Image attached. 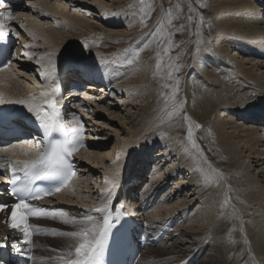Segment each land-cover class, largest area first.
Returning a JSON list of instances; mask_svg holds the SVG:
<instances>
[{
    "label": "bare ground",
    "instance_id": "bare-ground-1",
    "mask_svg": "<svg viewBox=\"0 0 264 264\" xmlns=\"http://www.w3.org/2000/svg\"><path fill=\"white\" fill-rule=\"evenodd\" d=\"M219 3L222 9L215 21L218 22V29H220L217 38H220L223 43H218V40L215 39V46L218 50L215 47L208 48L204 43H201L203 48L194 54L192 70H194L195 76L200 79V85L204 86V90H206L201 99L197 98L195 108L205 114L208 121L213 122V128L209 132L212 130L215 132L216 143L222 146L226 153V157L222 161L214 160L211 157H208V160L223 175L222 184L226 182L228 198L234 207L224 204L223 185L215 187L216 182L203 181L204 175L200 169H193L195 165L190 157L185 158L186 147L183 144L163 142L158 155L155 156H149L148 152L145 151L147 148L144 147V155L132 156L131 163H125L126 157L132 158L130 157L131 152H133L132 146L137 145L138 140L131 143V135L121 136V140L111 147L109 146L108 149L104 147V143L98 142L104 139L105 135L99 136L101 132L99 122H97L98 118L96 119L94 116L102 111L108 112V115L114 113L110 108L112 107L111 102L106 101L105 103L103 101L108 96L113 95L109 91L112 89V85L116 87V93H126L127 95V99L121 98L119 103L128 104L127 100L136 98L140 87L146 84L149 76V73L144 69L132 70L130 74L127 70L126 73L124 70L126 68L120 67L122 69L118 70L111 63L106 62L109 59H105L106 63L97 61L98 56H94V58L90 55L91 53H88L90 58L86 57V60L80 62L68 60L60 63L61 56L65 53L63 49H66V42L72 36L70 33L83 34L86 31L84 27L90 25L89 20L91 19L86 17L88 14L86 16V13L81 14L82 11L80 12L79 9L86 7L90 13H96L101 7H107L104 2L100 0H28L18 5H12L14 19L3 21L10 24L11 28L18 33L17 38L19 39L14 50L15 59L12 66L0 71V93L4 95L6 100L15 101L27 99L31 94L38 95L48 86H53L57 80L64 81L66 91L71 88V83L75 84L74 86L87 85L83 89L82 95L73 92L66 97L70 101L69 103L81 107L86 121L92 119V123L86 122L88 141L86 147L78 155L77 175L61 193L46 200L47 204H51L55 209L66 210L70 216L79 218L86 214L97 215L86 210L100 205L103 199L100 194L101 190L107 189L104 193L105 196L108 195V192L111 193V203L127 202L128 211L142 224L145 234L149 236L147 244L141 251L143 253L136 264H184L185 262L192 264L196 260H200L198 264H227L231 250H233L232 245L226 244L229 238L227 232L231 228L228 219L231 216L235 217L236 220L234 226H237L245 235L246 240L243 249L248 250L250 254L246 258L247 262L251 260L249 257H252L257 264H264V102L259 101L260 99L264 100V61L251 63L246 60L250 55L252 57H264V0H238V2L221 0ZM30 5L34 7H30ZM6 9L7 6L0 5V11ZM228 15L237 16L235 22H232ZM20 25H24V27L21 28ZM114 31L111 32L114 33ZM28 32L32 33L31 37ZM109 33L110 31H108ZM114 34L112 37H117L123 33L119 31ZM26 44L34 47L25 49L24 45ZM246 44L247 47H244L243 45ZM236 49L242 53L244 61L239 60V56L233 52ZM22 51H27L28 56L33 57V59H29L27 56L21 57ZM47 52L54 54L55 73L51 79L45 80L36 75L44 68L36 64L35 58ZM219 54H226L229 61H233L232 64H235L232 66L240 76L239 85L225 83L221 78L220 73L222 72L215 69L219 66L215 63L221 62ZM27 70L32 73L27 74ZM222 71L226 73L225 70ZM116 72L118 76H122L120 81L116 79L117 77L114 78ZM127 74L129 75L126 76ZM20 77H23L24 80L21 81ZM26 80L29 83H26ZM113 80L118 82L114 81L111 84ZM232 91L234 95H232ZM195 92L186 94V102H189L193 96L200 98L199 93ZM139 97L141 98V96ZM16 106L27 110L23 105L16 104ZM128 107L127 109L130 108ZM254 107L258 108L260 112H250L254 115L250 117L247 113L249 109H254ZM116 108L117 106L113 107V109ZM88 114H90L89 119H87ZM188 115L194 122L195 117L191 110ZM239 116L240 119L236 120L235 118ZM111 118L113 119L112 116ZM123 118L126 117L118 116L120 124H122L119 126L120 128L124 127L125 133L135 125L124 126ZM100 123V125L106 126L104 121ZM137 126L133 128L136 133ZM112 130L117 138L118 129ZM156 132L158 131H154V133ZM101 134L103 135V133ZM133 136H135L134 133ZM170 138L173 137L170 136ZM93 139L97 142H94ZM37 144L35 140L17 142L15 145L0 148V153L5 160L31 159L37 153L39 148ZM138 150L140 152L139 148ZM26 152L28 155H25ZM204 153L208 156L206 151ZM159 157L161 158L158 162ZM173 157L175 161L170 163L167 169L164 168L158 172L160 166L166 165ZM151 158L157 163L153 165L156 174L150 177V183L139 191L140 185L137 182L143 181L142 178L145 176L143 172ZM96 167L101 168V171H98L100 176H97ZM88 171L91 172L92 178H88L90 174ZM185 172L187 179L181 178L179 181L171 179L178 175L181 177ZM114 173H118L115 186L106 185V179L110 180ZM171 180L173 185L169 190L165 189L167 182ZM90 184L94 185L93 190ZM173 187L178 189L177 193L184 192L188 197L184 196V198L173 203L172 198L176 194ZM161 190H163L161 197L159 196V200L153 202V198ZM196 201L199 202L195 209L188 214L187 208ZM77 203L80 209L72 211L69 207ZM233 209L236 210L235 215H233ZM43 218L31 219L32 225L39 226L40 230L36 232H43L45 224L59 227L60 230H76L74 225L64 224L58 220L38 223ZM183 222L187 224L184 223L186 225L182 228L181 223ZM170 227L174 228L171 232L167 231ZM3 237H8L7 242L14 244L16 232L7 229L6 225L0 223V238ZM70 240L74 246L76 241L73 238ZM210 240V246L205 253ZM17 245H21V243ZM48 246V243L36 242L37 251L32 254V260L44 262L48 254L56 257L68 251L59 248L51 252L52 250L49 251ZM12 249L9 245L7 246L8 252H11ZM244 254H246L245 251ZM145 255L150 258L147 262L143 261ZM241 257L242 255L239 256V258ZM237 264H239L238 261Z\"/></svg>",
    "mask_w": 264,
    "mask_h": 264
},
{
    "label": "rangeland",
    "instance_id": "rangeland-1",
    "mask_svg": "<svg viewBox=\"0 0 264 264\" xmlns=\"http://www.w3.org/2000/svg\"><path fill=\"white\" fill-rule=\"evenodd\" d=\"M26 1L28 0H23L19 2L18 4L24 3ZM84 1H88V0H84ZM100 1L104 2L105 6L107 7L106 8L101 7V9L97 10L96 13L95 12L90 13V11H87L88 9L86 7H83V9L81 8L79 9L80 12L82 11L81 14L86 13L85 16L88 14L86 17L91 19L89 20L90 25L84 27L86 31L83 34L70 33L72 36L69 37L70 39L68 38V41L66 42V45H65L66 49H63L65 53L62 54L60 63H62L63 61H68V60H72V61L76 60L77 62H80L82 60H86L87 58H90L88 53H91L90 55H92L93 57L98 56L97 61L100 60V61L105 62L107 59H109L110 62L109 60H107L106 62L108 64L111 63V65H113V67L117 68L118 70L122 68L123 69L126 68L124 70L129 71L128 73L130 74L132 70H137V69L143 70L144 69V71L146 70V72L149 73V76H148L146 84L140 87V91H138L137 95L135 96L136 98L141 96V98L139 97L137 99L135 98V99L127 100L129 105L127 103L125 104L119 103L120 102L119 99L121 98L127 99L126 97L127 95L126 93L125 94L116 93L117 89L114 85H112V89H110L109 91L113 93V95L108 96L103 101H105V103L106 101L111 102L112 107L110 108L113 111L112 110H108V111L110 112L112 111V113L113 112L114 113L108 115V112L102 111L100 112V114L94 116L96 119L98 118L97 122H99L98 123L99 130H101V132L99 133V136L101 137L105 135V138L99 140L98 142L104 143L105 145L104 147L108 149L112 145H114L116 142L118 143V141L121 140L120 139L121 136H128L129 134V136L131 135L130 137L131 143L134 140L135 141L138 140L136 142L138 144L134 146L135 148L132 146L133 152H131L130 157L132 156L139 157V156L144 155L143 153L145 152L143 151L145 150V148H147L145 151L148 152L149 156L158 155V152L160 151L163 145V142H170V143L177 142L187 147V140H186L187 126H186L185 121L183 120V117L184 115L189 116L188 112H190L191 110V113H193V116L195 117L193 121L195 123H199L202 126L198 130L194 129V134L197 140V144L199 145L200 149L203 148L202 150L208 153V156L203 152V158H200L196 154L195 150L189 148L188 152L185 151L186 152L185 158L190 157V159H192L191 161L196 166V167L195 166L193 167L194 170L195 168H197L198 170L203 168L204 172L200 171L203 173V175H205V173L214 174L212 172L213 169L219 172L220 170H218V168L214 167V165H212L209 162L208 157H211L212 159L217 160V161H222L223 158L226 157V153L223 147L219 146L216 143L217 137H215V132H213V130L209 132L213 128V122L208 121L207 117H205V114H202V112H200L198 108L197 109L195 108L196 100L201 99L206 93V90H204L205 89L204 86L202 87V85H200L201 83L200 79L195 76L196 74L194 73V70H192V60H193L194 54L197 53L196 51L197 47H199L200 50L203 48L202 47L203 44L197 45V40H201L202 43H204L208 48L215 47L216 50H218V48L217 46H215L216 45L215 39L218 40L217 41L218 43H223L220 41V38L219 39L217 38L220 32V29H218V25H219L218 22L215 21L220 10L222 9L219 3V1L221 0H143V3H141V0H100ZM235 1L238 2V0H235ZM149 8L151 9L150 15L148 16L146 23L141 24L143 10H146ZM169 14L172 20L171 25H168L166 23L169 18ZM200 15H203L206 23L200 24V21H199ZM228 16L230 17L232 22H235L237 16L236 17H233L231 15H228ZM189 17H191V20L189 19ZM162 24L164 25V28H165V33L162 34L164 38L163 44L160 45V48L157 47L156 43H152L149 45V47L144 48V45L149 43L150 40H152V36L149 35V33L154 32L157 29V27L161 26ZM198 25L200 28L199 33L197 32ZM115 29L117 32L114 31ZM112 30L114 31V33H118L120 31L123 34L119 36L116 35L117 37H112L115 35L113 32H111ZM108 31H110L109 34H108ZM169 31L173 33L172 41H171L173 47L169 50L166 56H163V60L161 61V71L157 72L156 70L157 52L161 51L162 53L163 47L167 46V43H168L167 32ZM125 35L126 37H124ZM109 36L111 37V39ZM18 42H19V39H15L13 51L16 49V45ZM85 45H87L86 48H85ZM243 46L247 47V44ZM141 49H143V51H140ZM138 51H140L139 60L134 62L132 65L127 64L126 62L127 59H131L133 55ZM233 52H236V55L239 56L238 58L239 60L244 61L242 59L243 55L242 53L239 52V49H236V51L233 50ZM169 57H171L172 59L170 60ZM219 58L221 59V62L215 63L219 65L215 69L222 72L220 74H221V78L223 79V81L227 84L236 83L237 85H239L241 79L238 73H236L234 66H232V65H235V64H232L233 61H229V57L227 58L226 54L225 55L219 54ZM246 60H248L251 63H260L264 61V57H259V56L252 57L250 55L249 58ZM171 63H175L180 66V71L175 73L174 75L180 81L179 83L180 91L178 93L177 99L184 101V107L177 117H174L171 121H166L164 123H161V120L164 119V112H163L164 96L162 95V93H169L171 90L170 88H165L164 85L165 84L171 85L175 83V81L167 79V73L169 71V68L167 66ZM33 68H35V65H33ZM222 70H225L226 73H224ZM26 72L27 74L32 73L30 70H27ZM86 73L89 74V72H86ZM129 74H127L126 76H128ZM20 78L22 79L21 81L24 80L23 77H20ZM114 78L120 81L122 79V76H118V73L116 72V74L114 75ZM117 80H113L111 84H113L114 81L118 82ZM27 81L28 80H26V83H29ZM146 86L148 89L146 88ZM84 88L85 87H82V89ZM144 88L146 89L143 90ZM188 91L190 92V94L193 91L198 92L199 95L198 93L197 95L200 96V98L199 97L195 98V96H193L189 100V102H186L185 97H186V94L189 93ZM142 93H143V96H142ZM231 93L232 95H234L233 91ZM136 100H137V103H136ZM261 100L264 102L263 99H260L259 101L262 102ZM116 106L117 108L113 109V107H116ZM127 106H129L130 108L128 107L129 109H127ZM250 112L259 113L260 111L258 110V108H255V107L254 109H249L247 115H250V117H252L254 115L250 114ZM111 116L113 117V119L111 118ZM118 116L126 117L125 119L123 118L124 120L122 119L124 121L123 122L124 126H129L131 124L130 126L135 125L134 127H136L138 125L137 126L138 128H136L138 129L137 130L138 134L134 132V129H133L134 127H132L130 131L128 130L127 132L124 133V127L120 128L119 126L122 124H120V120L118 119ZM89 118H90V114H88L87 119ZM90 119L89 121H87L88 123H92V119L91 120ZM235 119L239 120L240 116ZM103 121H104V124H106V126L100 125L101 124L100 122H103ZM132 122L134 123L132 124ZM114 128L118 129L119 138L118 137L116 138V135L114 134V131L112 130ZM131 130L133 131L135 136H133V133ZM153 130L158 131L156 132L158 134L154 133ZM101 133H103V135ZM170 136L173 137L174 139L176 137V139L174 140L173 138H170ZM94 142H97V141L94 140ZM138 148L140 149V152H138L139 151ZM133 157L132 158L126 157L125 163H131ZM160 158L161 157L158 158V162L160 161ZM173 159L174 157L170 158V160L167 162L166 165L160 166L161 168L159 169L158 172L162 171L164 168L167 169L170 163H173L175 161V159L174 160ZM156 164L157 163L152 161V158L149 159V164L145 167V171L143 172V174H145V176L142 178L143 181L141 183L137 182L140 185L139 191H141L145 187V185H148L150 183V177L156 174L155 173L156 169H153V165H156ZM90 165L92 166V163ZM150 170H152L151 173H150ZM98 171H101L100 167L97 168V176H100V172ZM88 172L90 173L89 174L90 177L88 176V178H92L91 172L90 171ZM186 176H187V173L185 172L183 173L181 177H179L178 175L176 177H172L171 179L173 181L174 180L179 181L181 178L187 179ZM172 180L167 182L166 184L167 187L166 186L164 187L165 189L169 190L171 188V186L173 185ZM203 181H205V179H203ZM222 182H223L222 180L219 181L218 183L216 182L215 187H218L219 185H223V188H224L223 200H225L226 198H228V192L226 189L227 185L225 181H224L225 182L224 184H222ZM91 187H92L91 189L93 190L94 185L92 184ZM162 191L163 190H161V192L159 191V193L155 195V197L153 198V202L159 200V198L161 197V193H163ZM174 191L176 194L172 198L173 203H175V201L177 202L180 199L184 198V196H187L184 194V192L177 193L176 192L178 191L177 188H174ZM95 192H96V189H95ZM175 197L177 200L175 199ZM198 202L199 201H196L194 204H192L191 206L187 208L188 214L192 213V211L195 209V206L197 205ZM77 205L78 203L73 206H70L69 208H71L72 211L76 209H80L78 208ZM228 205L234 207V205H232L231 203H229ZM231 217H229L228 219L229 220L228 222L231 223V228L227 232V235L229 236V238L226 244L232 245L233 250H231L230 257L228 258L229 262L227 264H230V263L237 264V261L239 262V264H257L252 257H249L251 258V260L247 262L246 258L250 254L248 253V250L246 251V249H243L244 243H245L244 241L246 240L244 238L245 235H243L244 233L241 230H239L237 226H234V224L236 223V220H235V217H232V218ZM48 221H54V220L51 218L44 217L43 219L39 220L38 223H44ZM184 223L186 222L181 223L182 228L184 225L187 224V223L186 224ZM172 229L174 228L170 227L169 230L167 231L171 232ZM53 230H56V234H53ZM64 231L66 230H60L59 227H54L49 224H45V226H43V232L34 231L35 233L34 249L35 250H33V253L37 251L36 242L48 243L49 244L48 249L49 251L52 250L51 252H54L56 249H59V248L69 250V247L73 246L70 240L71 238L68 236L59 234L60 232H64ZM52 237H55V238H52ZM210 243H211V240L209 244L207 245L205 253L207 252V249L209 248ZM244 251L246 252V254H244ZM240 255H242L241 258H239ZM49 257H53V256L51 254H48L44 262L32 260V264H44V263L45 264H62L61 261L56 260V259L50 260ZM149 259L150 258L148 255L147 256L145 255L143 257L144 262L149 261ZM199 261L200 260L198 261L196 260L192 264H198ZM184 264H186V262Z\"/></svg>",
    "mask_w": 264,
    "mask_h": 264
},
{
    "label": "snow or ice",
    "instance_id": "snow-or-ice-1",
    "mask_svg": "<svg viewBox=\"0 0 264 264\" xmlns=\"http://www.w3.org/2000/svg\"><path fill=\"white\" fill-rule=\"evenodd\" d=\"M5 0H0V4H4ZM143 3V0H141ZM204 6V5H202ZM30 7H34L30 5ZM151 9L143 10L141 24H145ZM14 19L12 10L10 8L0 11V42H6L8 36L12 33L13 29L10 24H6L3 21H12ZM191 20V17H189ZM200 24L206 23L203 15L199 16ZM168 25L172 24L171 16L166 22ZM21 28L24 25H20ZM199 25L197 32L199 33ZM165 33L164 25L157 27V29L149 33L152 36V40L144 45V48L149 47L150 44L156 43L157 47L163 44ZM31 37L32 33L28 32ZM171 31L167 32V46L163 47L161 51L157 52V72L161 71V61L163 56H166L172 45ZM34 38V37H33ZM202 43L201 40H197V45ZM34 47L33 45H24L25 49ZM87 45H85V48ZM199 47L196 51L199 52ZM140 51H143L141 49ZM140 51L136 52L131 59H127V64L132 65L139 60ZM53 53H43L41 56L35 58L36 64L44 68L43 71L38 72L36 75L42 79L48 80L54 76L55 65L53 63ZM21 57L27 56L29 59L33 57L28 56L27 51L20 53ZM171 60L172 58L169 57ZM12 63L11 60L6 61L0 67H8ZM169 71L167 73V79L175 81L174 84H165V88H170L169 93H162L164 96V119L161 123L171 121L174 117H177L183 110L184 101L178 100L177 96L180 91L179 79L174 75L180 71V66L171 63L167 66ZM60 92L59 87L48 86L46 89L39 92L38 95L31 94L27 99H18L15 101L6 100L4 95L0 93V105L6 103H16L23 105L27 110L32 113L40 124L45 128H59L63 130L64 125L60 122V99L62 97L57 94ZM71 120L76 122V126L71 128L72 137L66 139L61 143H57L51 146L50 151H40L36 153L31 159L24 160H4L0 157V169L8 168L11 171L10 190L8 195L13 198L12 203L0 202V213L6 214L4 223L7 226L18 233L17 237L21 242L20 247H15L13 250L16 253H23L31 259V251L34 247L32 235L34 231H39V226H34L30 223V219L33 217H47L53 220H58L64 224L74 225L76 230L60 232V235L73 238L76 243L74 246H70L69 250L57 255L56 257H49V259H56L62 262V264H105L104 256L106 251V241L112 237V231L117 224L120 223L121 217L124 215L123 209L125 205L119 204L115 206L113 211L110 195L105 196L104 193L107 189L101 190L102 202L100 205L86 210L90 213H96L97 215L86 214L81 217L70 216L66 210L63 209H48L40 205L32 203V201H41L45 197L53 196L60 192L61 189L70 184L77 172L73 167V159L78 149L83 146L85 133L83 131V122L80 117L75 113L71 115ZM183 120L187 126L186 140L187 147L196 151V154L203 158V150L200 149L197 144V140L194 134V129L198 130L202 126L199 123L192 122L191 118L184 115ZM66 134V133H65ZM39 147V144H37ZM25 155H28L26 152ZM200 171L204 172L201 168ZM214 174L205 173L204 179L206 181L219 182L224 179L223 175L216 170H212ZM118 173H114L110 180L106 179L105 184H111L115 186ZM62 178V183L52 190H40L33 187V181L45 179V178ZM230 199L226 198L224 204L228 205ZM236 210L233 209V215ZM227 218V217H226ZM239 218V217H237ZM53 234H56V230H53ZM8 237L0 238V250L6 248ZM0 264H6L0 258Z\"/></svg>",
    "mask_w": 264,
    "mask_h": 264
}]
</instances>
